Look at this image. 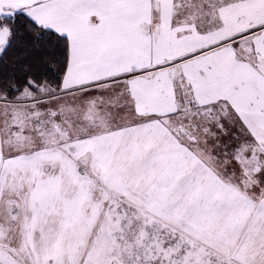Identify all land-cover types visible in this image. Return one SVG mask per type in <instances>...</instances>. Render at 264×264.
Returning a JSON list of instances; mask_svg holds the SVG:
<instances>
[{"label": "snow or ice", "instance_id": "1", "mask_svg": "<svg viewBox=\"0 0 264 264\" xmlns=\"http://www.w3.org/2000/svg\"><path fill=\"white\" fill-rule=\"evenodd\" d=\"M0 264H264V0H0Z\"/></svg>", "mask_w": 264, "mask_h": 264}]
</instances>
